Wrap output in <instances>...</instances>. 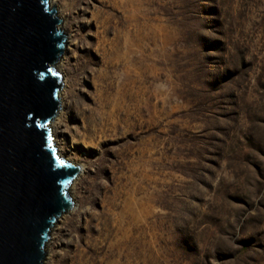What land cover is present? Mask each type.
I'll list each match as a JSON object with an SVG mask.
<instances>
[{
    "label": "rangeland",
    "instance_id": "1",
    "mask_svg": "<svg viewBox=\"0 0 264 264\" xmlns=\"http://www.w3.org/2000/svg\"><path fill=\"white\" fill-rule=\"evenodd\" d=\"M59 1L84 171L42 264H264V0Z\"/></svg>",
    "mask_w": 264,
    "mask_h": 264
},
{
    "label": "water",
    "instance_id": "2",
    "mask_svg": "<svg viewBox=\"0 0 264 264\" xmlns=\"http://www.w3.org/2000/svg\"><path fill=\"white\" fill-rule=\"evenodd\" d=\"M65 41L48 0H0V264H42L54 219L72 205L78 167L57 154L49 127Z\"/></svg>",
    "mask_w": 264,
    "mask_h": 264
},
{
    "label": "bare ground",
    "instance_id": "3",
    "mask_svg": "<svg viewBox=\"0 0 264 264\" xmlns=\"http://www.w3.org/2000/svg\"><path fill=\"white\" fill-rule=\"evenodd\" d=\"M59 0H48V4H54L55 6L59 4ZM56 9V7H55ZM56 15L58 16L59 20H60V28L62 29V31L65 33V37H66V41H65V45L66 47H68L70 44H71V34L70 32L66 29L65 27V22H66V14L61 11L59 12L58 9H56ZM68 49V48H67ZM65 59H66V56L65 55H61L59 56V59L56 61V63L54 64L55 66V69L58 71V72H62L63 74H65V67H64V64H65ZM64 83V81H63ZM66 87V84L64 83V88H62L60 90V95H59V102H58V109L60 108V110L58 111L57 115L50 121L49 123V127H50V134L51 136L53 137V141L54 143H58V138H57V132H59L57 130V127H58V122H59V119H60V115H61V110L65 107L66 105V102H65V97H64V94H65V88ZM57 154L63 158L64 160L70 162V163H73L75 164L77 167H78V173H77V176L75 178H72V181L69 182L70 184H68L69 186H67V194L69 195L70 199L74 202L75 200V197H76V193H75V183H76V179L79 175H81L84 171V167L82 164H79L77 163L76 161L72 160L71 157H69L68 155L64 154L63 151L58 148L57 149ZM76 209V203L74 202L72 204L71 207H69L67 209V212H73L74 210ZM65 213V212H64ZM64 213H62L60 215V217L62 218ZM59 217V218H60ZM56 224H54V226L52 227V229H55L56 228ZM52 233V232H51ZM44 259V258H43ZM43 263V261H42Z\"/></svg>",
    "mask_w": 264,
    "mask_h": 264
}]
</instances>
